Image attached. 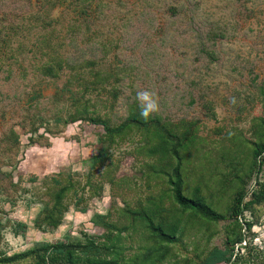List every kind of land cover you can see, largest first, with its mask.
I'll use <instances>...</instances> for the list:
<instances>
[{
    "label": "rangeland",
    "instance_id": "obj_1",
    "mask_svg": "<svg viewBox=\"0 0 264 264\" xmlns=\"http://www.w3.org/2000/svg\"><path fill=\"white\" fill-rule=\"evenodd\" d=\"M44 28L54 48L42 41ZM214 33L215 40L210 38ZM0 45V67H5L0 71V219L4 226L0 252L13 254L37 241L55 242L82 231L102 234L105 229L92 222L95 214L111 212L114 220L128 223L119 217L121 208L167 192L169 187L164 177L147 181L145 163L154 159L145 155V140L137 129L118 138L109 149L112 158L93 169L90 158L108 145L102 140V124L59 125L61 132L51 135L50 146L30 142L31 133L20 120L32 100L51 121L54 109L70 104L67 97L61 104L53 101L70 71L58 79L39 71L52 49L85 62L78 68L89 81L98 73L106 75L109 81L84 98L91 109L102 114L109 111L115 122L126 115L127 104L134 98L179 126L195 121L200 151L183 165L185 190L202 183L208 201L216 193L213 207L227 212L234 196L230 188L237 187L226 185L222 173L227 172V162L241 159L240 155L247 166L253 161L250 154H235L234 140L253 141L258 117L264 116L259 91L264 82V0H0ZM114 85L119 91L116 98L111 92ZM34 94L37 100L32 99ZM12 129L19 142L9 137ZM224 146L232 150L223 153V160ZM249 146L252 143L243 145L247 151ZM108 167L119 183L106 181L103 173ZM261 169L245 184L246 200L256 180L264 179V164ZM90 172L92 183L103 184L101 193L94 195L88 186L80 188L67 198L62 224L38 230L34 221L48 198L50 178L72 176L82 187ZM246 220L255 225L248 229ZM198 221L174 245L178 264H185V257L193 258L188 264H198L215 247L224 248L226 229L235 226L233 218ZM241 221L246 240L235 245L236 264H264V204L246 210ZM18 222L26 229L15 235ZM137 227L135 233H123L129 236L126 245L134 246L130 254L137 252L139 238L149 233L140 224ZM158 264L175 263L170 258Z\"/></svg>",
    "mask_w": 264,
    "mask_h": 264
},
{
    "label": "trees",
    "instance_id": "obj_2",
    "mask_svg": "<svg viewBox=\"0 0 264 264\" xmlns=\"http://www.w3.org/2000/svg\"><path fill=\"white\" fill-rule=\"evenodd\" d=\"M44 30L42 41L48 42L54 48L50 32L46 28ZM210 38L215 40L217 35L214 33L210 35ZM0 47V49L3 48L1 45ZM206 52L213 58L211 52ZM45 58V62L39 66L42 76L58 79L65 70L70 71L63 90L56 91L53 97V101L57 104H61L60 102L67 97L70 104L67 108L63 104V107L53 110L52 121L54 123H52L49 117L38 108V102L32 100L29 109L25 111L20 120L31 133L30 142L50 146L51 135L61 132L59 125L67 126L77 121L102 124L105 130L102 140L108 145L90 158L89 162L93 169L104 166L112 158L109 149L118 138H123L137 129L142 131L145 140L142 146L145 155L154 159V161L145 163L144 173L148 176L147 181L164 177L169 187L167 192L164 190L159 195H149L146 200L138 199L133 205L127 204L121 208L119 217L127 218L128 223H121L120 219L114 220L111 212L97 213L92 217V222L105 229L102 234L82 231L81 235H67L64 239L55 242L37 241L33 246L13 254L1 251L0 264H29V262L31 264H158L170 258L178 264L179 260L173 248L181 241L188 227L192 228L198 220V223H201L202 220L221 221L228 218H233L235 226L229 225L226 229V246L224 248L215 247L203 259L199 255L200 259L197 262L198 264H217L222 260L225 264H236L239 255L235 252V245L246 240L242 232V216L246 210L264 204V179L256 180V185L248 200L246 197L249 189L245 186L253 173L256 170L260 172L264 164V116L258 117V123L255 124L256 138L253 141L249 142L245 138L234 140V150L238 148L235 154L242 152L246 157L250 154L253 161L247 166L243 162V155H240L241 159L235 158V161L227 162V172H223L222 175L226 185L234 183L237 187L234 185L230 188L234 191V196L227 212L224 213L213 207L216 193L211 194V201H208L207 197L202 194V183L196 187L193 186L191 190H185L183 165L185 161L200 151L197 148L199 140L194 132L195 121H183L179 126L152 111L138 98H134L127 104L126 115L121 117V121L115 122L114 118L109 115V111L107 114H102L91 109L89 101L84 98L88 91L97 89L108 80L105 74L98 73L95 79L89 81L78 68L85 62L80 61L79 63V60L63 57L55 49L48 52ZM89 62L91 63L92 60ZM4 68L0 67V71ZM74 85H78L76 89H73ZM259 91L264 101V82L259 85ZM111 92L114 98L119 96L116 85L113 86ZM32 99L37 100L38 96L34 94ZM41 128H44V131L39 133ZM9 137L13 138L14 143L19 142V136L14 129L11 130ZM249 143H252V146L251 148L249 146L247 151V147L245 150L243 145ZM228 150L232 148L225 146L222 148L220 154L223 160ZM240 164L241 168H239ZM231 165H235L234 169H231ZM240 169L243 173H239ZM90 174L91 172L82 187L72 176H52L50 178V183L47 182L46 185L48 198L42 199V208L34 221L38 230L57 229L62 224L68 210L67 198L73 193H78L80 188L85 189L88 186L94 195L101 193L103 184L92 183ZM103 175L106 181L112 184L119 183L118 179L110 175L109 167ZM166 200L170 203L166 204ZM138 224L145 227L149 233L139 238L140 244L136 247L137 252L130 254L128 252L134 246L133 244L126 245L124 241L129 236H124L123 233L128 230L133 231L132 233L137 232ZM17 225L19 227L13 230L15 235L21 233L20 229H26V225L22 222H18ZM245 225L251 229L255 222L246 220ZM3 227L0 219V239ZM184 260L185 264H188L193 261V258L185 257Z\"/></svg>",
    "mask_w": 264,
    "mask_h": 264
},
{
    "label": "clouds",
    "instance_id": "obj_3",
    "mask_svg": "<svg viewBox=\"0 0 264 264\" xmlns=\"http://www.w3.org/2000/svg\"><path fill=\"white\" fill-rule=\"evenodd\" d=\"M263 240H264V237H263Z\"/></svg>",
    "mask_w": 264,
    "mask_h": 264
}]
</instances>
